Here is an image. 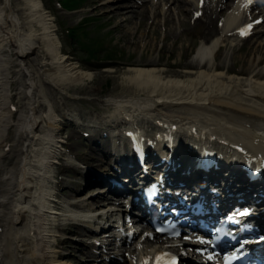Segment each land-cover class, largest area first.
<instances>
[{
  "label": "bare ground",
  "instance_id": "1",
  "mask_svg": "<svg viewBox=\"0 0 264 264\" xmlns=\"http://www.w3.org/2000/svg\"><path fill=\"white\" fill-rule=\"evenodd\" d=\"M229 15L225 19L223 32H234L233 27L240 20L237 15L234 18ZM53 20L52 14L46 10L42 0H0V226L9 223L10 232L11 224L23 218V214L30 207L41 218L42 227V246L37 244L33 249L11 248L4 243L5 239L0 241V251L5 258L0 264L38 262L53 264V257H59L57 256L59 253L54 246L55 233L46 228L45 218L56 223L59 216L68 218L71 215H80L72 208L71 203L75 207L78 206L73 202L64 205L65 209L59 211V208L55 207L57 201L52 198V190L47 184L51 178L49 174L51 159H57L63 154L61 148H58V142L61 141L58 139L60 127L56 123L59 117L66 116L64 97L61 94L67 88L77 91L79 86L92 81L94 75L88 70H83L62 53ZM160 22L165 21L149 20L148 33L153 31L151 28L154 26L156 31ZM131 33L140 46L149 45L148 37L142 38L141 35L140 38V32ZM226 37L222 34L217 35L213 42L206 46L201 45L198 49V62L204 64L207 61L208 67L205 69L198 67V70L187 72L182 78H166L162 69L152 71L136 66L130 67L123 75L125 83L138 89H147V86H150L149 81L155 82L151 88L153 90L146 97H127L122 98L121 102L118 101L116 107L119 110L113 113L117 120H121L119 125L133 123L136 120L153 125L156 116L162 112L155 103L145 99L147 97L161 100L200 94V102L191 103V106L204 109L203 114L226 116L220 118L222 121L223 119L229 121L228 118L233 120V124L225 126L223 130L206 127L207 132L227 135L228 139L235 137L233 133H248L252 140L259 141V145L254 144L252 147L264 148V77L255 74L260 56L250 61L247 77L228 76L225 70L217 72L215 66L211 64L217 57L216 50L220 45H226V41L229 40ZM233 38L238 40L237 36ZM262 45L263 43L256 50L263 49ZM40 51L44 53L42 57L38 55ZM34 55L40 58L32 59ZM13 84L20 89L18 94L21 102L17 105L14 103L17 106V117L11 107ZM164 84L170 87L155 91ZM227 91L230 93L225 96ZM190 117V129L196 126L198 132L203 133L204 128L193 119L191 109ZM159 119L163 121L161 130L165 131L172 126L170 120L165 122L166 118ZM166 123L169 126H166ZM190 129H181L187 134L185 137L194 136L188 133ZM237 137L241 139L240 136ZM176 142L179 144L180 140ZM7 144L10 145L9 151H5ZM32 146L37 148L35 155H30ZM5 158L11 159L10 162L7 163ZM67 171L72 172L71 169ZM10 201L14 203L13 213ZM86 216L90 218L93 214ZM64 229L67 230V227ZM7 239L12 245L13 238ZM7 247L13 250L12 257L5 252Z\"/></svg>",
  "mask_w": 264,
  "mask_h": 264
},
{
  "label": "rangeland",
  "instance_id": "2",
  "mask_svg": "<svg viewBox=\"0 0 264 264\" xmlns=\"http://www.w3.org/2000/svg\"><path fill=\"white\" fill-rule=\"evenodd\" d=\"M45 1H46V6L48 7L47 8L45 6L46 10L49 11V12L51 11L54 14V16L56 17V24L58 23L59 26H60V28L58 30V34L61 37L62 41L64 42L63 43V46H64L65 50L67 52H70V54L75 58L74 59L75 61H73V62H75V63L78 62V64H80V65H85V66H88V67H92V65L89 62L90 60H88L87 58H85V57H88L89 56V54H88L89 51L87 49H85L84 47H82V46L73 47L72 44L70 42H68V39H67V36H66V34H67L66 33V30H68L69 27H73V26H76L77 25L78 20H79V16L78 15H75V14H67V13H64L57 6V0H45ZM88 1L89 0H83L82 3L86 4ZM115 1H117V0H115ZM44 5H45V3H44ZM97 5H99L98 2H95V1H92V2L89 1L88 2V8L92 10V13L96 16V18L97 17H103L102 20H97V21H101L102 22V24H100L102 26L96 28L95 31L91 30L89 33H87V35H82L81 36V40H82L83 43L89 44L92 39L100 38L102 40V42H103L104 47L107 48V49H109L110 51H113L115 49V47L118 46L116 48V50L122 49L127 54L136 52L140 56H148V57H151V58H156L158 56V54H160V50L159 49H160V46H162V45H159L158 42H157V50L154 49V48L153 49L147 48V49L143 50L141 48V46H135V45H133V44L130 43V41H131V36L130 35H127L128 37L126 39H124L125 36H123V37L120 38L119 41H117V38L119 36H121L124 33H129L131 30H134V28L135 27L137 28L139 25H140V27H142V30L144 29L143 31L140 32L139 37L141 35H143L142 38L143 37L144 38H147L148 37V39H149L150 38V35H151L150 33H148V29H150V25L148 24L149 21H147V24L145 23V26H146L147 29L146 28H143L144 24H139V22L137 20H135V21H137V24H136V22H134L132 24H128V22L127 23L124 22V25L123 26H121V24H120L119 27H117V26L114 27L115 25H117V22H118L114 18H113L114 21H112L113 25L108 26V23H110V22H108L109 21V16H107V15L104 14L103 8L98 7L99 8V10H98L96 8ZM51 12H50V14H52ZM79 13H80V11H79ZM54 16H53V18H54ZM54 20H55V18H54ZM155 27L156 26H154L151 29L152 30H155ZM157 29H158V25H157ZM152 32H154V31H152ZM58 34L56 32V35L57 36H58ZM160 36H161V34H160ZM148 43H149V45H152V43L150 42V40H148ZM250 43L251 42L247 41L241 47L244 46V48H245ZM189 47H190L189 43L185 41L183 43H180L176 47L177 49H175L174 52H176L178 54L182 50L189 49ZM257 47L258 46L255 47V50H256ZM168 49L171 51V48H168ZM97 53H98V57L96 58L97 60L103 59L105 57V53H103L102 50H98ZM237 53H238V48L236 50H234V51L228 49V55L227 56H223L222 57V60H220V62L222 64H225L226 61H227V63H232V64L235 63L233 65L231 64L232 66H230V69H233L234 72H237L238 69H242V68L243 69H246L247 68V65L244 64V62H245V60L247 61V59H246L247 56H244L243 60L241 61V58H242L243 55L242 54H237ZM237 56L240 57V61L239 62H237V59L239 60V58H237ZM83 70H87V69H83ZM92 81H93L95 87H97L98 93H100V91L102 89V87H101L102 85H104L103 86V89H106L107 86L110 85L109 84V81H110L109 77L108 76L106 77L103 74L96 76ZM17 89H18V87H17ZM17 89L14 90V91L16 92ZM64 262L66 264H75L76 263V261L74 259H64Z\"/></svg>",
  "mask_w": 264,
  "mask_h": 264
},
{
  "label": "snow or ice",
  "instance_id": "3",
  "mask_svg": "<svg viewBox=\"0 0 264 264\" xmlns=\"http://www.w3.org/2000/svg\"><path fill=\"white\" fill-rule=\"evenodd\" d=\"M200 243H206V241L201 240ZM233 258L234 257H225L226 261H229V264H230L231 259Z\"/></svg>",
  "mask_w": 264,
  "mask_h": 264
}]
</instances>
